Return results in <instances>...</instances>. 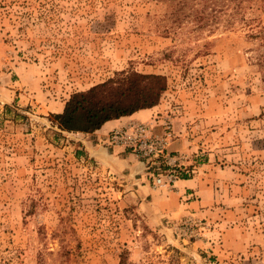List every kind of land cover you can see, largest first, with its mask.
<instances>
[{
	"label": "rangeland",
	"instance_id": "374dc122",
	"mask_svg": "<svg viewBox=\"0 0 264 264\" xmlns=\"http://www.w3.org/2000/svg\"><path fill=\"white\" fill-rule=\"evenodd\" d=\"M201 5L0 0V264H264V83L247 37L264 1L200 27ZM122 71L167 79L157 119L199 201L179 218L149 221L131 181L78 157L48 112Z\"/></svg>",
	"mask_w": 264,
	"mask_h": 264
},
{
	"label": "trees",
	"instance_id": "16d2710c",
	"mask_svg": "<svg viewBox=\"0 0 264 264\" xmlns=\"http://www.w3.org/2000/svg\"><path fill=\"white\" fill-rule=\"evenodd\" d=\"M252 1L202 0L201 8L194 9L192 16L201 27L218 20V16L228 15L227 22L231 25L243 16L241 14ZM180 4L185 7L188 0H180ZM242 19L249 26L254 25L245 16ZM250 28L251 33L247 37L253 43L254 53L251 63L261 74L264 83V25L257 24L256 28ZM167 87V79L163 75L122 71L86 91L73 93L65 103L63 112L51 116L61 132L94 133L108 121L157 106ZM80 150L82 152H77L78 157L84 154Z\"/></svg>",
	"mask_w": 264,
	"mask_h": 264
},
{
	"label": "crops",
	"instance_id": "0c3cea01",
	"mask_svg": "<svg viewBox=\"0 0 264 264\" xmlns=\"http://www.w3.org/2000/svg\"><path fill=\"white\" fill-rule=\"evenodd\" d=\"M4 65V64H3ZM6 73H3L2 76ZM17 91L19 89H16ZM65 102L60 105L50 104L47 107L51 114L62 113ZM160 105L149 109H142L130 116L106 122L101 129L94 133H69L63 132L65 136L78 141L84 154L88 159L100 164L106 171H112L126 177L131 181L133 189L130 196L136 197L140 208L146 210L149 221H166L182 216L188 210L198 207V199L195 178L180 179L172 189L161 190L152 187L151 173L142 172L141 163L129 150L120 146L106 144L109 134L116 128L128 125L132 121L148 122L157 117ZM161 122V121H160ZM144 164V163H143ZM186 166V163H182ZM146 174V175H145ZM129 183V182H128ZM160 194V197H158ZM197 199L196 201L194 199ZM184 215V214H183Z\"/></svg>",
	"mask_w": 264,
	"mask_h": 264
},
{
	"label": "built area",
	"instance_id": "2783aa9c",
	"mask_svg": "<svg viewBox=\"0 0 264 264\" xmlns=\"http://www.w3.org/2000/svg\"><path fill=\"white\" fill-rule=\"evenodd\" d=\"M175 139L172 122L166 120L161 123L155 118L148 122L132 121L114 129L107 137L106 144L124 147L147 166L150 164L154 168L151 174L153 185L172 189L180 179L195 172L181 163L182 156L171 154L170 147Z\"/></svg>",
	"mask_w": 264,
	"mask_h": 264
}]
</instances>
